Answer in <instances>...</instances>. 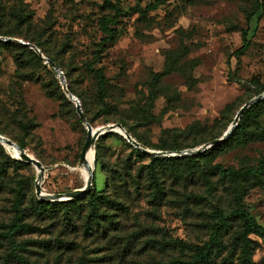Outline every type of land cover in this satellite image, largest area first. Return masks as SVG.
Returning <instances> with one entry per match:
<instances>
[{
    "label": "rangeland",
    "instance_id": "1",
    "mask_svg": "<svg viewBox=\"0 0 264 264\" xmlns=\"http://www.w3.org/2000/svg\"><path fill=\"white\" fill-rule=\"evenodd\" d=\"M108 1L128 12L110 24L111 42L100 28L113 14L105 0H0V135L24 141L44 167L37 180V168L0 142V264H18L3 234L19 188L28 228L14 238L32 264H187L189 246L210 238L216 211L233 205L227 178L207 169L256 167L264 159V104L235 143L194 155L195 165L179 158L187 155L171 156L222 136L240 106L264 91V3L247 24L255 0ZM136 6L150 7L131 10ZM246 27L249 45L238 52ZM17 40L53 58L93 128L121 122L141 147L170 152L153 164L152 180L150 154H136L119 133L99 137L91 186L101 197L96 221L86 198L69 213L34 205L35 182L43 194L86 184L79 158L87 131L57 71ZM94 69L106 78L103 102ZM243 204L264 226V181L248 182ZM242 230L240 218L230 221L210 264L239 263ZM248 238L253 264H264V239Z\"/></svg>",
    "mask_w": 264,
    "mask_h": 264
},
{
    "label": "trees",
    "instance_id": "2",
    "mask_svg": "<svg viewBox=\"0 0 264 264\" xmlns=\"http://www.w3.org/2000/svg\"><path fill=\"white\" fill-rule=\"evenodd\" d=\"M104 3L109 9L113 11V14L110 17H103L101 19L100 28L105 34L103 40L111 42V41H114L115 39V31L111 28L110 24H116L118 22V18L120 16L126 15L128 12L123 10L117 4H112L108 0H105ZM263 3H264V0H255V4L253 8L246 15L247 24H249V21L254 18V16L259 10L262 9ZM149 7L150 6H146L144 9H142L136 6L134 8H131V10H137L138 12H145L147 9H149ZM248 31H249V27H246L244 31L242 32V45L237 49L238 52L244 51L249 45ZM1 43L8 44L7 41H2ZM35 45L39 47L38 44L35 43ZM22 47H25L28 49V47L25 45H23ZM41 51L46 55L47 58L55 62L53 58H51L49 55L45 53V51H43L42 49ZM34 55L38 57L36 53H34ZM95 55L96 57L99 56L98 53H96ZM94 73L96 77V86L98 90L97 96H98L99 101L103 102L107 94L106 78L103 72L101 71V69H94ZM67 88L72 94L74 93V91L69 86H67ZM263 90L264 88L261 91ZM61 95L63 96L65 101H68L67 98H65L64 94H61ZM263 104H264V98L250 105L243 112L236 126L234 127V129L232 130L228 138H226L225 142L223 141L219 144H215L211 146L210 148L206 149L205 151L199 153V155H202L205 152L211 153L214 150H216L218 147L223 146L224 145L223 143H226V144H229L231 142L235 143L239 135H241L244 132L246 128L247 120L250 118L252 111H254L256 108H258L259 106ZM80 105H81L82 111L86 119L88 120L89 123H91L92 119L87 117L83 104L80 103ZM71 106L75 109V106L72 103H71ZM121 124L125 128V124L124 123H121ZM128 132L130 131L128 130ZM113 133H116V132H108L100 137L106 138V137L113 135ZM17 144L21 148L24 149L25 147L24 141L18 140ZM130 144L131 143H129V146L132 145ZM132 149L138 155H142L144 153L139 148H136L134 146L132 147ZM175 149H179V148H174V150ZM7 158L10 159L9 157ZM179 158H185L190 165H195L196 158L194 155H187V156L179 157ZM160 159L161 157L159 156L151 155V162L149 164L148 174H149L150 179L152 180L154 178L153 164H155V162L159 161ZM10 160L14 162H20L17 159H10ZM207 171L209 173H218L221 176L227 178L231 188L233 189L232 190L233 205L231 209L227 212L216 211L215 217L217 221L212 226L210 238L203 244L189 246L190 250L192 251V255H191L190 260L187 262V264H210L213 253H214V249L215 247H217L219 243V236L221 232L227 229L230 221L234 218H240L242 220V227H243L241 234L237 238L238 240L237 242L240 244V247H241L240 248V260L238 264H253L251 257H250L251 251L253 250V246L251 244L250 238H248V235L250 233H254L264 239V226H261L254 221L251 213L248 211V209L243 204V195L247 191L249 181L251 184H263L264 159L261 160L256 167H246V168H239V169L234 170L231 168L223 167L221 164H214L209 169H207ZM1 172L2 170H0V173ZM23 196H24L23 191L21 188H19L16 198L13 202L14 218L12 220V223L8 226V230L3 235L10 247V251L8 254L9 257L13 258L18 264H32L25 256L21 254L23 244L20 242H17L14 238L15 231L28 228L26 224L23 223V220L25 217V210L22 206ZM83 198H86L88 204L90 205L89 219L92 221H96L99 215L98 213V203L99 202L98 201L100 200L101 197L98 194H96L94 190H90L89 193L87 192V194H84L80 197H77V198H74L68 201H48V200L35 199L34 205L38 211H42V210L44 211L53 206L59 205L65 208V213H69L70 207L71 206L78 207L79 202ZM66 219H69L68 216H66ZM86 261L87 260H84L81 258L78 264H86Z\"/></svg>",
    "mask_w": 264,
    "mask_h": 264
},
{
    "label": "water",
    "instance_id": "3",
    "mask_svg": "<svg viewBox=\"0 0 264 264\" xmlns=\"http://www.w3.org/2000/svg\"><path fill=\"white\" fill-rule=\"evenodd\" d=\"M11 39V38H8ZM19 43L33 49L40 58H42L44 61H46L50 66H52V68L54 70L57 71L58 76L60 78V82H61V88L64 92V94L66 95V97L74 104L75 106V110L76 113L79 117V119L85 124L86 126V137L85 140L83 142L82 148H81V152H80V158H79V163L83 162L84 158H85V154L88 150V148L92 147L94 150L95 147V142L96 140L108 133V132H116L119 133L120 135H122L128 142H130L134 147L139 148L142 152L146 153V154H150L153 156H160V155H169L170 152L167 151H161V150H149L147 148H143L139 145L138 141L135 140L129 133L128 131L124 128V126H122L121 123L119 122H115V123H107L105 125H100L98 127L93 128L90 123L88 122V120L86 119L80 102L78 100V98L72 94L66 85L65 82V78L62 75V72L59 70V66L53 62L52 60H50L49 58H47L46 56H44L41 51L34 45L31 44L29 42L23 41V40H17ZM264 98V91L259 93L258 95L252 97L251 99L247 100L246 102H244L239 110L237 111L232 124H230L228 126V128L226 129V131L222 134V136H220L219 138H216L213 141L210 142H206L203 143L202 145H200L199 147L196 148H192V149H187L185 151H177V154H171V156H181V155H196L199 154L203 151H205L206 149L210 148L211 146L215 145V144H219L221 142H223L232 132V130L234 129V127L236 126L239 118L241 117V115L243 114V112L253 103L261 100ZM0 142H2L3 144H8L9 146H13L16 149L19 150L18 156L22 161L25 162H29L31 164L36 165V167L39 169L38 175H37V180H39L41 178V174L42 171L44 170V167L42 165V163L35 157L28 155L23 148H21L17 142H14L13 140H11L8 137H5L3 135H0ZM92 175H93V171L90 170V176L85 184V186H83L82 188H76L74 190L68 191V192H60V193H56V194H43L40 191V188L38 186V183L35 182V194L38 197V199L41 200H48V201H68L77 197H80L84 194H86L87 192H89L90 190H92Z\"/></svg>",
    "mask_w": 264,
    "mask_h": 264
},
{
    "label": "bare ground",
    "instance_id": "4",
    "mask_svg": "<svg viewBox=\"0 0 264 264\" xmlns=\"http://www.w3.org/2000/svg\"><path fill=\"white\" fill-rule=\"evenodd\" d=\"M3 145L8 147L9 149L11 148L14 151L13 154H17L18 155V153H19L18 149H16L13 146H9L8 144H3ZM24 151L29 155V153L25 149H24ZM79 164H80V166L81 165L85 166V168L83 169V175H84L85 180L87 181L89 176H90V170L93 171V168H94V150H93L92 147L88 148V150H87V152L85 154V158H84L83 162H81ZM34 166L36 167V165H34ZM37 170L39 172L38 168H37Z\"/></svg>",
    "mask_w": 264,
    "mask_h": 264
}]
</instances>
